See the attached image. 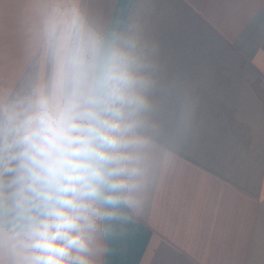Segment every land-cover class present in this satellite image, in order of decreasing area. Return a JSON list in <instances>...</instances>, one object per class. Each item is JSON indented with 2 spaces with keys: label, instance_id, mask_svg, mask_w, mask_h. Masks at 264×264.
I'll use <instances>...</instances> for the list:
<instances>
[{
  "label": "crops",
  "instance_id": "crops-1",
  "mask_svg": "<svg viewBox=\"0 0 264 264\" xmlns=\"http://www.w3.org/2000/svg\"><path fill=\"white\" fill-rule=\"evenodd\" d=\"M117 0H0V92L45 83V30L107 32ZM163 134L140 264H264V0H136ZM125 25V26H126Z\"/></svg>",
  "mask_w": 264,
  "mask_h": 264
},
{
  "label": "clouds",
  "instance_id": "clouds-1",
  "mask_svg": "<svg viewBox=\"0 0 264 264\" xmlns=\"http://www.w3.org/2000/svg\"><path fill=\"white\" fill-rule=\"evenodd\" d=\"M43 40L55 73L0 92V264H109L164 131L154 63L135 20L77 16Z\"/></svg>",
  "mask_w": 264,
  "mask_h": 264
},
{
  "label": "trees",
  "instance_id": "trees-1",
  "mask_svg": "<svg viewBox=\"0 0 264 264\" xmlns=\"http://www.w3.org/2000/svg\"><path fill=\"white\" fill-rule=\"evenodd\" d=\"M136 0H117L115 12L107 32L122 29L127 23L130 10ZM128 234L111 241L114 254L109 264H140L147 248L149 231L138 223L127 226Z\"/></svg>",
  "mask_w": 264,
  "mask_h": 264
}]
</instances>
